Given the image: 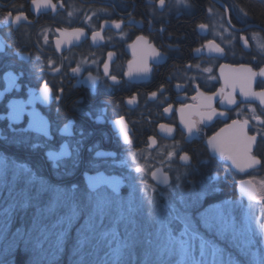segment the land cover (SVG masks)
Listing matches in <instances>:
<instances>
[{"label": "flooded vegetation", "instance_id": "1", "mask_svg": "<svg viewBox=\"0 0 264 264\" xmlns=\"http://www.w3.org/2000/svg\"><path fill=\"white\" fill-rule=\"evenodd\" d=\"M52 3L57 5L55 10L41 8L36 11L31 0H0V151L15 157L18 163L39 167L46 175L57 178L45 164L41 152H31L14 142L10 122L3 118L10 110L7 107L10 102L23 101L25 113L14 122L15 127L27 128L28 112L34 109L50 123L57 151L67 138L58 129L70 124L76 133L74 139H80L79 132L83 129L85 138L80 152L85 166L95 157L96 151L106 153V164H103L104 158H97L94 163L101 172L125 177L127 183L121 194L126 192L132 171L141 175L135 171L136 166L130 159V153H135L136 161L146 168L144 175L151 183V173L158 167L170 175L171 184L158 187L160 189L173 186L175 176L179 175L186 179L189 188L196 190L211 173L219 177L212 181L218 192L249 201L239 191L240 182L252 180L258 189L254 179L264 175V167L238 173L229 160L213 151L208 140L220 133L217 141L224 142L230 135L226 126L233 120L250 119L252 108L256 109V115L264 117V105L259 99L245 101L238 86L234 93L236 104L220 102L231 92L230 87H225L224 76L240 65H250L254 70L264 67V54L257 49L256 40L251 39L255 34L264 42V16L261 15L264 3L260 0H188L191 6L185 7L176 0H166L163 9L158 0H52ZM241 9L248 15H243ZM18 10L25 12L28 21L5 25V14L8 11L15 14ZM113 21L121 22V27L117 29ZM201 24L208 27L201 30L198 27ZM57 29L69 33L73 29H83L84 35L78 40L71 38L69 43L67 34L57 32ZM93 31H99L103 39L98 37L93 41ZM138 36L146 37V43L165 53L167 59L160 63L149 59L151 71L147 75L128 76L129 62L139 60L146 50L145 42H137ZM241 37L248 38L247 47ZM57 39L62 41L59 49L56 48ZM208 41H214L224 53L202 48ZM133 44L135 49L131 47ZM197 48H202V52H196ZM110 52L113 53L111 59ZM49 60L54 61V65L48 66ZM105 63L109 65L108 76L104 75ZM188 65L192 67L188 68ZM222 65L230 66L223 69L224 76L221 75ZM78 66L80 71L73 73L72 69ZM51 67L60 71L55 73ZM204 68L212 71H201ZM6 73L17 77V86H9ZM89 74L99 77L94 87ZM113 75L117 77L116 82L110 79ZM262 79L257 77L254 90L264 88ZM45 82L52 95L48 102L39 98V90ZM177 84L183 87L178 89ZM161 85L164 86L162 94L158 91ZM5 88L8 91H4ZM221 89H224L223 94H220ZM152 92H157L156 98L149 96ZM198 92L205 96L217 93L212 107L225 115L200 122L199 106L206 101ZM58 95L59 101L55 99ZM133 96L136 102L129 104L128 100ZM30 99L33 102L28 104ZM169 105L172 110L165 113L163 109ZM182 106H189L184 109L185 119L196 121L199 129L191 139L181 122L179 110ZM101 114L102 119L96 120ZM120 117L128 124L130 145L125 143L114 123ZM161 124L171 126L173 131L161 130ZM258 128L257 122L250 119L248 134H256ZM221 129L226 131L221 133ZM150 137L155 138V144ZM171 151L177 154L169 159L167 154ZM185 152L192 157L189 166L179 159ZM255 154L264 159V141L259 142ZM84 171L82 167L71 178L72 182L81 180Z\"/></svg>", "mask_w": 264, "mask_h": 264}, {"label": "snow or ice", "instance_id": "2", "mask_svg": "<svg viewBox=\"0 0 264 264\" xmlns=\"http://www.w3.org/2000/svg\"><path fill=\"white\" fill-rule=\"evenodd\" d=\"M177 4H182L185 7H190L188 0H176ZM264 3V0H260ZM36 11L41 8L56 9L57 5L52 3V0H31ZM166 0H158L159 7H165ZM62 6V5H61ZM211 11V9H209ZM243 15L247 16L243 9L240 10ZM71 15V13L69 14ZM90 19V18H88ZM22 21H28L25 12L18 10L8 11L4 16L5 25H19ZM131 22V21H130ZM117 29L121 27V22H112ZM201 30L208 26L201 24L198 26ZM164 31L163 28L160 29ZM57 32L67 34L71 38L80 39L84 35L83 29H73L70 33L67 30L57 29ZM103 39L99 31L92 32V39ZM137 42H145V52L139 60L129 62L128 76L137 75L145 76L151 71L149 59L155 63H160L167 59L165 53H162L157 48L146 43L147 38L138 36ZM244 46H248V38L241 37ZM251 39L256 40V47L261 54H264V42L257 39L254 34ZM47 43V38L45 37ZM62 41L56 40V48L61 47ZM214 41H208L207 47L209 52L219 54L224 53V49L219 45H214ZM131 47L135 49L136 45ZM171 47V46H169ZM202 48L195 49L196 52H202ZM113 53H109L111 59ZM255 60V57L253 58ZM48 66L54 65V61L49 60ZM191 68L192 65H188ZM197 69L199 65L195 66ZM230 67L221 66V75L224 76L223 69ZM51 71L58 73L57 67H51ZM80 71L79 66L72 69L73 73ZM201 71L210 73L211 68H204ZM104 75H109V65L104 64ZM257 77L264 78V67H259L254 70L250 65H240L238 69H233L227 76H224L225 87H230L231 92L223 96L221 103L236 104L235 91L239 87L240 95L247 101L248 98H257L261 105H264V88L259 91L254 90L253 84ZM5 78L8 80L9 86H17V77L11 73H6ZM113 82L117 81L116 76H110ZM195 79V77H189ZM212 79V77H209ZM89 80L94 87L99 77H93L89 74ZM264 83V79L261 80ZM176 87L183 86L177 84ZM199 88V85L196 86ZM164 86L161 85L158 91L162 94ZM4 91H8L5 88ZM40 99L48 102L51 98V89L48 83L45 82L40 88ZM62 93L63 89H59ZM224 89L220 90L223 94ZM198 95L203 98L205 103L199 107L201 111L200 122L211 120L214 116H223V112H218L212 107V100L217 95L213 93L211 96H205L204 93ZM151 98L157 97V92L149 94ZM35 98V97H34ZM60 96H56L57 101ZM196 99V97H193ZM30 99L27 103L31 104ZM136 102V97L129 98L128 103ZM10 110L7 112L4 119H7L9 128L12 129L14 142L19 146L28 149L31 152H41L45 164L48 168L56 173L57 178L48 176L39 167H32L26 163H17L6 157H0V218L6 228L8 223H11L17 215L25 219L27 227H21L13 234L15 238L23 242L25 246L31 245L36 249H43L45 244L50 242L54 235L56 238L55 247L60 250L68 231L74 222L83 220L80 228L77 229V236L74 243V252L77 254L84 253L86 249L103 246L106 251L104 256L99 258L96 264H236L232 255L225 258V250L221 248L214 239L209 238L204 232L200 231L198 223L212 233L215 229L216 234L223 235L228 230L230 225L223 222V218L209 217L206 213H197L193 215L194 210L199 201L207 195H210L214 190L212 181L218 180L217 175L208 174L206 183H202L199 192L185 193L183 186L179 183L180 176L176 177L174 186L180 189L178 196H174L171 192H164L163 195L167 201L166 204L159 205L156 203L155 197H148L147 203L149 209L146 213V219L150 223L153 231H141V225L136 216V210L131 201L125 202L115 198L118 182L111 177L104 175L99 170V167L94 163L97 158H104L103 164L107 163V154L101 151H96L95 157L92 158L85 166L81 156L80 146L84 142L85 133L81 129L79 132L80 139H74L76 133L71 130L70 124H64L58 129L67 137L63 144L59 145V150H56V143L51 137L50 123L34 109L28 112L30 121L27 128H17L14 122L19 121L25 113V102L12 101L7 106ZM189 106H182L179 110L181 113V122L187 130V137H194L199 129L197 122L191 119H185L184 109ZM172 106L165 107V113L170 112ZM253 115L251 120H254L259 125L256 134L249 135L248 127L250 119L246 118L242 121L233 120L232 124L227 125L226 129L230 131L229 137L224 142H218L216 137H211L208 143L212 146L214 152H219L221 156L227 160H231L232 164L241 171L244 169H255L264 167V159L261 155L255 154L259 149V142L264 141V117L256 115V109L250 110ZM91 115V113H89ZM102 114L96 116V120H101ZM119 127L120 134L126 144H131L129 137L128 124L124 117L114 121ZM160 129L171 133L172 127L166 124H161ZM226 129H221V133ZM35 133V136H33ZM259 137V140H258ZM7 140V137L4 138ZM152 144H155V138H149ZM177 153L175 151L168 152V158L171 159ZM130 159L136 162V154L130 153ZM181 161L186 162V166L190 165L192 157L187 153L179 156ZM101 164L100 166H103ZM84 167L85 171L82 179L77 182H72L71 178ZM95 172L94 175H89V172ZM137 173L144 174L146 168L137 163L135 168ZM11 172L9 177L8 173ZM152 178L159 180L164 185H169V177L167 173L160 169L151 173ZM260 185L264 189V180H261ZM241 190L249 199V208L253 207L252 201L259 200L264 205V195H259L261 189H257L252 180L241 181ZM111 189V192L108 191ZM151 189H156L147 184L145 181L142 189L145 194ZM31 210L30 216H28ZM264 214V208H262ZM257 232L261 237H264V223L257 225ZM259 243V241H257ZM252 242L249 241V247L244 249L245 255L248 257L247 264H264V252L257 253L252 251ZM0 264H6V261H0ZM75 264H86L85 255H81L80 259L75 261Z\"/></svg>", "mask_w": 264, "mask_h": 264}, {"label": "rangeland", "instance_id": "3", "mask_svg": "<svg viewBox=\"0 0 264 264\" xmlns=\"http://www.w3.org/2000/svg\"><path fill=\"white\" fill-rule=\"evenodd\" d=\"M0 157H6L11 161L17 162L15 157L6 155V153L1 151ZM132 163L133 166H137V163L139 164L138 161H132ZM8 175L10 177L11 172H9ZM176 177L177 176H175L174 184L176 183ZM128 178L129 185L126 192L124 194L115 195V198L125 202V204L131 201L135 207L136 216L141 225V231H153V228L146 219V213L149 209L147 203L148 197H155L156 203L163 205L166 204L167 201L165 197L161 195L162 193L167 191L173 193L174 196H178L180 189L175 187L160 189L151 183L148 176L144 174L137 175L133 171L129 174ZM261 180H264V175L258 179H254L257 183L258 189H261L258 194L264 195V189H262V186L259 183ZM145 181L147 184L152 185L156 191L149 189L145 194V192L142 191ZM179 183L183 186L185 193H189L199 192L202 183H206V181H201L199 184L200 186H198L196 190L187 186L185 178L180 177ZM213 189L214 190L210 195L204 196L199 201L193 215L195 216L197 213H206L209 217H222L223 222L231 227H229V230L223 235L216 234L215 229L212 233H208L199 223L198 227L201 232H204L209 238L214 239L215 242L225 250V258H227L228 255H232L236 264H247L248 257L245 255L244 249L249 247V241L254 245L251 249L252 251L257 253L264 252V237H261L257 232V225L259 223H264V214H262V208H264V205L257 200L252 201L253 207L249 208V201H243L242 198L232 197L229 194H222L218 192L216 187H213ZM30 214L31 210L29 211L28 216H30ZM82 223V219L73 223L60 250H57L55 247L56 238L54 235L51 237L50 242L45 244L43 249H36L28 245L29 248L27 249H33V253L31 254L32 257L28 260V264H61L64 257H67L68 264H75V261L79 260L81 255H85L86 264H96L99 258L104 256V252L106 251L103 246L86 249L84 253L80 254L74 252L77 229L80 228ZM21 227L26 228L27 223L25 222V219L19 215H17L11 223H8L6 228L3 224L2 218H0V261H6L8 256L14 258L13 254L16 252L15 250L19 245L23 244V242L19 241L18 238H15L13 235L16 230ZM257 241H259V243H257Z\"/></svg>", "mask_w": 264, "mask_h": 264}, {"label": "water", "instance_id": "4", "mask_svg": "<svg viewBox=\"0 0 264 264\" xmlns=\"http://www.w3.org/2000/svg\"><path fill=\"white\" fill-rule=\"evenodd\" d=\"M228 162L232 165V168L234 169V171H236V172H238V173L245 174L248 170H250V169H244L243 171H241L239 168H237L235 165L232 164L231 160H229ZM157 169H160V170H162L163 172H165L164 169H163L162 167H158ZM157 169H154L153 171H156ZM103 173H104V172H103ZM165 173H166V172H165ZM89 175H94V174H89ZM104 175L109 176V177H111L114 181L118 182V185H117L116 193H115V194H116V195H120V194L124 191V189H125V187H126V183H127V181H126L125 177H123L122 175H118V174L108 175V174L104 173ZM167 175H168V177H169V185H170L171 182H172V180H171V177H170V175H169L168 173H167ZM151 179H152V182H153L155 185L159 186V187H167V186H168V185H164V184L161 183L159 180L153 179V178H152V175H151ZM247 180H249V179H247ZM247 180H245V181H247ZM241 188H242V186H241V182H240V185H239V191L243 194V196H244L246 199H248L247 195H245V194L242 192ZM109 190L111 191V189H109ZM248 200H249V199H248ZM255 201H257V200H255Z\"/></svg>", "mask_w": 264, "mask_h": 264}, {"label": "trees", "instance_id": "5", "mask_svg": "<svg viewBox=\"0 0 264 264\" xmlns=\"http://www.w3.org/2000/svg\"><path fill=\"white\" fill-rule=\"evenodd\" d=\"M261 15L264 16V13L261 12ZM22 245H19V247H17V249L15 250L16 252L13 254L14 258H11V256H8L6 258V264H28V260L30 259V257H32L31 254L33 253L32 252L33 249L29 250L27 249L29 248V246L25 247L24 244ZM61 264H68L67 257L63 258Z\"/></svg>", "mask_w": 264, "mask_h": 264}]
</instances>
